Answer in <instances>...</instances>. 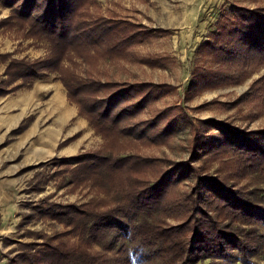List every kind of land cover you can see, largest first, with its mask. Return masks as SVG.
I'll use <instances>...</instances> for the list:
<instances>
[{"label":"rangeland","instance_id":"1","mask_svg":"<svg viewBox=\"0 0 264 264\" xmlns=\"http://www.w3.org/2000/svg\"><path fill=\"white\" fill-rule=\"evenodd\" d=\"M5 2L0 0V264H56L48 246L96 256L99 264H173L175 257L150 255L130 231L109 230L95 240L88 215L116 212L175 168L183 169L182 177L171 174L163 202L138 217H129L126 208L125 222L133 226L145 216L168 230L187 226V200L198 179L214 182L252 210L220 207L208 187L200 189L201 212L216 222L211 227L205 219L199 230L236 235L239 244L203 264H264V159L229 144L219 147L210 137L218 135L210 126L216 122L240 131L264 129V87L252 90L264 76V61L233 41L231 56L206 45H224L215 33L233 23L235 7L263 13L264 0H89L78 12L83 24L100 19L135 33L124 53L113 57L101 52L109 40L92 46L76 37L71 48L53 45L34 23L42 8L25 20L18 2ZM49 59L55 64H46ZM216 73L237 77L207 86ZM74 82L88 86L75 90ZM144 85L119 96L114 111L136 105L148 92L116 132L90 121L89 99ZM249 147L256 151L255 144ZM100 157L124 166L110 172L101 166L103 177L83 169Z\"/></svg>","mask_w":264,"mask_h":264},{"label":"trees","instance_id":"2","mask_svg":"<svg viewBox=\"0 0 264 264\" xmlns=\"http://www.w3.org/2000/svg\"><path fill=\"white\" fill-rule=\"evenodd\" d=\"M5 1H7L5 3L10 7L18 2L20 10L18 15L25 20H28V18L32 16L29 12L33 11L35 7L38 6V8H42L41 16L34 19L37 30L44 33L53 45L62 49L71 48L76 37H82L85 39L86 44L89 43L92 44V46H96L105 40H109L104 51L101 52H104L106 56L113 57L119 54L122 55L124 53L123 51L126 50V47L131 45L136 39L135 33L127 35L129 30L126 28L118 27L117 25L111 26V24L105 25L104 23H101L102 21L100 19L85 20V23L83 24L82 21H80L81 16L80 14L78 15V12L79 9L83 8L85 2H88L89 0ZM234 13L236 17L233 23L222 25V29H220L218 33H215V37L221 38L224 45L221 43L217 44L211 40L208 41L206 45L211 46L212 49L218 45L219 54L226 52V55L231 56L230 52L227 50L229 49V46H232L230 42L233 41L237 47L241 45L243 47H249V50L251 49L250 52H254V57H258L256 56V54H258L264 61V11L262 13V11L253 8L235 7ZM111 36H113V41L110 40ZM92 46H90V48ZM87 54H91L89 53V50H87ZM55 62L56 61L49 59L45 63L50 65L55 64ZM31 72L33 73L34 71ZM210 77H212V80L207 79L205 81L209 84L207 86H211L210 82L213 80H218L219 83H227L232 80V75L228 77L225 75L218 76L216 73ZM236 77L232 82L236 80ZM74 86L76 87L75 90H77L87 87L88 84H85V82H74ZM144 87L146 86L121 87V90L118 91L119 93L116 92L108 97H94L89 99L90 107H88V115L90 121L95 123L98 127L101 126L106 130L108 129L109 131L116 132L118 129L117 125L123 115L126 117L131 116L132 110L148 98V92L136 105H127L114 111L119 96L127 90L131 89L138 92ZM262 87H264V76L252 85V90L254 93H258L262 90ZM147 90H149V88ZM215 124L216 125L210 126L215 127L218 130V135L210 137L213 138L214 142H217L219 147L225 148L228 146L227 144H229L232 145V149L242 150L244 152L247 151V153L255 155L258 154L260 158L264 159V129L258 130V132L247 130L240 131L235 127L230 128V126H227L225 123L216 122ZM226 135L229 136V139H225L224 141L223 136L226 137ZM250 144H255L256 151H252L249 147ZM121 162L122 160H117L115 162L100 157L95 158L91 163H84L82 166L85 171L90 170L92 173L98 174L99 177H103V174L98 171L101 166H104L106 170L110 172V170L114 171V169L124 166L120 164ZM259 164L264 166V162ZM180 170L181 168L172 169L169 173H164L156 182L148 183L143 186L140 191H137V193L134 194L128 205L118 209L116 212L106 214L98 213L94 217L88 215L92 220L91 231L95 232L94 239L97 240L99 237H103V235L106 236L109 233V230L115 229L122 235L129 234L130 231L133 234V239L138 240V245L140 247L144 246L147 248L150 255L155 256V253H157L161 256H169L170 259L171 257H175L176 262H172L173 264H203L204 261L202 259H211L213 256H221V252L225 251L228 246H239L237 243L238 240L234 241V238L237 237L236 235L216 232L212 229L199 230V226L205 224V219L208 220V222L212 221L208 214L201 212L202 207L200 205V200H202L203 197L200 194V189L208 187L209 190L216 195L215 200H217L218 205L220 204V207L225 208V206H230L228 203L238 206L234 207V211H239V209L252 210V207H248L246 204L244 205L230 192L220 191L216 183H205L202 179H198L193 194L190 195V199L187 200L189 205H187L188 209L187 207L186 209L191 215V219L188 221L189 223L187 226L183 225L178 229L168 230L166 228L164 229L163 225L154 223L145 216H143L140 222L136 224L133 223V226H130L125 222L124 218L128 217H124L125 214L123 211L126 208L128 209L127 215L132 213V216L129 217H138L139 214L150 215L149 210L155 208L159 202H163L164 196L172 185L174 180H172L173 178L171 177V174L177 172L176 180L182 177L183 169ZM222 203H224L223 205L225 206H222ZM226 209L228 210L225 212L226 214L229 215L232 213V206L226 207ZM120 212L123 213V217H121ZM215 222L216 221L213 220L209 226L214 227L213 223ZM109 245L110 243L107 246ZM120 248L121 247L117 249L118 252L121 250ZM46 252L48 256L55 258L56 264H75L77 262H81L82 264H99L100 261L93 255L89 257L80 252L72 254L67 251H62L57 247L48 246ZM140 256L145 258L143 254Z\"/></svg>","mask_w":264,"mask_h":264}]
</instances>
